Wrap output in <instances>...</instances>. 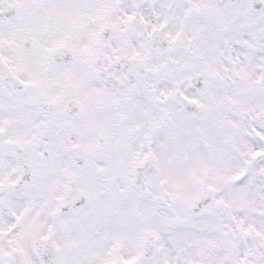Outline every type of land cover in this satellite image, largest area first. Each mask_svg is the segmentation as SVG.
Masks as SVG:
<instances>
[{
  "label": "snow or ice",
  "instance_id": "1",
  "mask_svg": "<svg viewBox=\"0 0 264 264\" xmlns=\"http://www.w3.org/2000/svg\"><path fill=\"white\" fill-rule=\"evenodd\" d=\"M0 264H264V0H0Z\"/></svg>",
  "mask_w": 264,
  "mask_h": 264
}]
</instances>
